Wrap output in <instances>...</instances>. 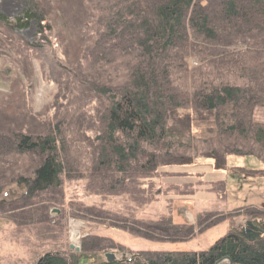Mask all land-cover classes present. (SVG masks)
Here are the masks:
<instances>
[{"label": "trees", "instance_id": "16d2710c", "mask_svg": "<svg viewBox=\"0 0 264 264\" xmlns=\"http://www.w3.org/2000/svg\"><path fill=\"white\" fill-rule=\"evenodd\" d=\"M81 1L71 3L80 4L79 19L85 16L75 20L78 30L90 17L97 21L96 32L73 62L64 63L68 75L56 76L65 89L59 105L43 114L24 106L0 114V194L13 180L24 188L16 198L0 197V207L38 204L42 221L48 220L49 205L65 201L66 183L83 180L94 194L124 195L128 202L145 206L156 200L146 185L161 167L192 165L208 157L221 170L232 155L264 162V122L255 119V110L264 106V0ZM55 2L58 8L65 0ZM41 3L32 0L17 24L0 13V25L15 34L35 19L43 32L41 22L53 9L46 11ZM44 44L24 41L19 50L29 48L35 56L40 52L41 67L52 73L59 65L44 60L43 53L50 50ZM83 92L95 98L88 111L82 110L84 99H76ZM197 116L211 120L208 137L193 132ZM77 119L83 124L76 126ZM71 151L77 155L71 157ZM250 172H245L247 178L255 174ZM71 206L81 208L76 212L81 215L130 219L119 227L150 242L188 240L194 232L173 215L142 219ZM243 210L264 217V207L257 205L233 213ZM203 213L197 218L201 229L227 220L225 214ZM82 242L85 258L97 251L132 254L129 261L111 264H216L225 257L233 264H264V237L251 241L237 227L206 250H134L104 235H88ZM79 256L46 251L32 264H79Z\"/></svg>", "mask_w": 264, "mask_h": 264}, {"label": "rangeland", "instance_id": "374dc122", "mask_svg": "<svg viewBox=\"0 0 264 264\" xmlns=\"http://www.w3.org/2000/svg\"><path fill=\"white\" fill-rule=\"evenodd\" d=\"M55 1L42 0V8L46 11L53 9L52 16L41 22L46 27L43 32L35 19L30 20L27 27L16 28L15 34H9L0 25V114L7 108L13 111L16 108L18 111L21 106L29 107L34 114H43L59 105L65 89L56 82V76L59 77V73L68 75L67 70L70 68L65 64L77 58L81 47L96 32L97 21L89 17L88 21H91L83 29L80 28V34L76 21L81 22L85 16L79 19L80 4L71 6L76 0H65L58 8L55 7ZM81 3L84 5V0ZM31 5L32 0H0V13L12 24H17L18 17L24 15ZM69 9L74 12H69ZM99 13L97 12L98 15ZM44 36L48 40H44ZM24 41L45 42L46 46L49 44V52L43 53L44 60L49 58V61L55 62V67L59 66L52 73L44 70L40 64V52L35 56L29 48L19 50ZM60 78L61 76L58 80ZM76 99H84L86 105L82 110L88 111L95 105V98L85 92ZM255 119L264 122V106L255 110ZM79 121L81 119L76 120V126ZM192 125L193 132L204 138L211 134L213 128L210 119L200 116L193 119ZM70 155L75 157L77 154L71 151ZM246 171H253V178H247ZM12 182L0 197L13 199L23 193L21 184L14 180ZM215 183L220 184L216 187ZM146 186L149 187L151 195L156 194V200L145 206H138L128 202L124 195L94 194L84 180L67 182L64 203H51L49 219L44 221L41 219L45 216L42 214L43 208L38 204H27L23 206L26 207L24 210L21 209L23 207H17L16 203L0 207V264H32L46 251L56 250L80 255L79 260L83 256L81 251L77 252L71 245L81 248L82 241L88 235H104L134 250H206L224 237L231 227L241 230L247 219L264 221L263 216L248 215L246 212L249 210H243L240 214L233 213L235 209H247L249 205L264 207V162L254 156H229L226 168L221 170H217L213 159L208 157L199 158L192 165L164 166L160 168L154 182ZM72 203L95 207L97 212L100 209L119 212L122 217L129 215L142 219H158L162 214L173 215L176 222L192 225L194 232L188 235L192 236L188 240L172 242L166 239L163 242H150L128 234L119 227L122 224L127 225L126 222H130V219L118 222V219L108 214L81 215L78 214L81 208L76 206L73 209ZM206 211L217 212L218 216L225 214L227 220L201 229L197 218ZM60 213H63L62 216ZM58 216L62 219L61 224L56 221ZM108 252L124 253L119 250L97 251L88 258L89 264L105 262V253Z\"/></svg>", "mask_w": 264, "mask_h": 264}, {"label": "water", "instance_id": "95a60500", "mask_svg": "<svg viewBox=\"0 0 264 264\" xmlns=\"http://www.w3.org/2000/svg\"><path fill=\"white\" fill-rule=\"evenodd\" d=\"M247 225H250L252 227V229L256 230V231H260V227L258 226H255L254 224H252L251 221L247 222ZM245 237H247L249 240L253 241L254 240V237L252 236H249L248 234H244ZM71 248H75V250L77 252H80L81 251V248L79 247H74V245H71ZM132 258V255L130 253H115V252H108V253H105V262L108 263V264H111L115 261H129L131 260ZM223 261H228L229 264H233V262L229 259V258H222L220 259L216 264H220L222 263ZM79 264H89V259H84L83 257L79 259Z\"/></svg>", "mask_w": 264, "mask_h": 264}, {"label": "flooded vegetation", "instance_id": "af4514ba", "mask_svg": "<svg viewBox=\"0 0 264 264\" xmlns=\"http://www.w3.org/2000/svg\"><path fill=\"white\" fill-rule=\"evenodd\" d=\"M247 222L249 221H246V223L244 224V226H242V229L241 231L244 232V234H248L249 236H252L254 237V240L255 239H258L260 237H264V221L262 220H251L252 224H254L255 226H258L260 227V231H256L254 229H252V227L250 225H247Z\"/></svg>", "mask_w": 264, "mask_h": 264}, {"label": "crops", "instance_id": "0c3cea01", "mask_svg": "<svg viewBox=\"0 0 264 264\" xmlns=\"http://www.w3.org/2000/svg\"><path fill=\"white\" fill-rule=\"evenodd\" d=\"M244 226V225H243ZM242 229V228H241ZM223 262H228V261H223ZM229 263V262H228Z\"/></svg>", "mask_w": 264, "mask_h": 264}, {"label": "bare ground", "instance_id": "6f19581e", "mask_svg": "<svg viewBox=\"0 0 264 264\" xmlns=\"http://www.w3.org/2000/svg\"><path fill=\"white\" fill-rule=\"evenodd\" d=\"M74 233V232H73ZM73 236H75V234H73Z\"/></svg>", "mask_w": 264, "mask_h": 264}]
</instances>
